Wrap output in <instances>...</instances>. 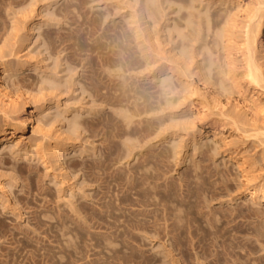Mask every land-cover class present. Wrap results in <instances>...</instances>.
I'll return each mask as SVG.
<instances>
[{
	"label": "rangeland",
	"instance_id": "obj_1",
	"mask_svg": "<svg viewBox=\"0 0 264 264\" xmlns=\"http://www.w3.org/2000/svg\"><path fill=\"white\" fill-rule=\"evenodd\" d=\"M245 1L0 0L11 96L19 110L49 107L46 138L26 134L36 148L0 153V264H264V200L250 198L231 158L244 156L264 186L249 117L235 123L236 148L189 140L200 126L194 91L251 99L234 82ZM99 211L94 227L88 216ZM139 219L145 227L134 228ZM174 221L197 228L186 243L205 244L174 247L164 231Z\"/></svg>",
	"mask_w": 264,
	"mask_h": 264
},
{
	"label": "bare ground",
	"instance_id": "obj_2",
	"mask_svg": "<svg viewBox=\"0 0 264 264\" xmlns=\"http://www.w3.org/2000/svg\"><path fill=\"white\" fill-rule=\"evenodd\" d=\"M244 3L245 5L242 6V9H244L245 12L247 11L248 19L243 26L242 31L243 66L242 71L234 76V82L235 85L245 83L247 88H251V99L248 101V99L244 97L243 100H238L234 103L233 100L227 97L225 103L221 98L222 93L213 86H207L206 91L204 90L205 92L202 93L199 92L200 90L194 91L193 95H195V102L193 106L196 107L200 126H192L193 133L189 139L192 143L206 137L222 143L225 147L232 146L236 148L232 145V142L233 138L237 135L239 136L240 133L237 125L245 122H242V119L240 118L243 114L246 117H249L246 119L247 122H251L254 126L256 136L258 135L261 137V141L264 145V124L258 125L257 118V115L260 112L264 114V101L262 99V95H264V0H247ZM7 63L4 60H0V101H3L5 104V110L3 108L2 112V121L0 122V153L9 144L17 147L20 145H27L36 148V142H34L35 144L32 143L33 138L26 136L31 129L33 133L40 132L45 138L47 136L40 114L43 111L48 110L49 107H46L42 111L39 105L24 103L23 107L19 110V98H13V95L11 96L8 89L7 79L12 70L10 64L8 65ZM232 68L236 69V66H233ZM228 105L231 109L230 112H227L226 109ZM214 109L219 111L218 116L214 114ZM231 120L234 122L233 125L237 124L236 127L228 125L232 123ZM59 151L58 147L54 149L55 154L59 153ZM243 157L244 156L239 155L236 151L235 155H231V158L235 159L238 164L240 171L239 176L242 179V183L250 189L248 192L250 198L264 200V186H259L257 184L255 175L252 174V170L246 166L247 162L245 163V157ZM132 180V188L134 190L137 188L139 182L136 177ZM102 212L103 211L97 213L94 212L95 216H88L93 222L94 227L96 224H100L98 221H94L96 217L98 220H104ZM146 212L147 211L144 210L141 214L147 215ZM58 217H60V215ZM62 218H59V221L62 222ZM61 222L59 223L62 224ZM145 223L144 220L139 219L135 220V224H132V226L134 228L145 227ZM193 227L194 229H192ZM164 231H166V234L171 233L174 247L185 253L189 252V249H195L198 245L205 244L204 241L206 239H204L203 236H199L196 242H193L195 239H191V242L189 241V243H186L184 240V238L189 237V235L198 232L192 222H188V224L184 226L175 221L167 223L164 225ZM174 231H177V233L172 234ZM126 232V229L121 231L122 234H125ZM90 235H93V233H90ZM106 238H112V235H108ZM47 248L49 251V247Z\"/></svg>",
	"mask_w": 264,
	"mask_h": 264
}]
</instances>
